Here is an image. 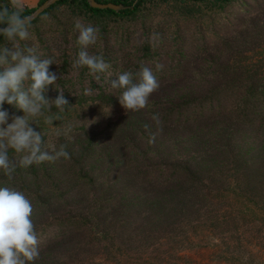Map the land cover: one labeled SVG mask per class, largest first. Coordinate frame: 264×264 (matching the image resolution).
Returning <instances> with one entry per match:
<instances>
[{
	"label": "trees",
	"instance_id": "trees-1",
	"mask_svg": "<svg viewBox=\"0 0 264 264\" xmlns=\"http://www.w3.org/2000/svg\"><path fill=\"white\" fill-rule=\"evenodd\" d=\"M238 1L95 0L122 7L114 11L59 0L31 21V39L22 43L54 60L50 71L69 102L63 112L53 107L35 118L36 131L49 117L121 105V92L103 75L97 81L86 67H73L77 19L99 28L89 51L109 64L114 47L124 51L131 27H141L139 56L125 71L147 66L160 83L144 109L91 129L67 126L47 146L64 145L67 158L25 168L9 150L17 169L11 178L0 172V186L32 201L41 239L35 264H194L187 254L198 250H211L214 264H262L253 249H264L257 236L264 229V0H253L254 9L244 4L234 34L217 36L210 46L191 41L201 37V18L211 20ZM13 5L0 0V8ZM36 10L23 7L22 15ZM193 25L195 34L186 29ZM45 95L58 93L49 86ZM3 107L9 123L23 115L14 105Z\"/></svg>",
	"mask_w": 264,
	"mask_h": 264
},
{
	"label": "clouds",
	"instance_id": "clouds-1",
	"mask_svg": "<svg viewBox=\"0 0 264 264\" xmlns=\"http://www.w3.org/2000/svg\"><path fill=\"white\" fill-rule=\"evenodd\" d=\"M22 11L21 4L13 5L12 9L0 8V25H6L0 28V37L7 42L0 44V172L9 178L17 169L9 150L20 155L19 166L25 168L69 155L64 145L49 151L42 132L31 126L35 118L50 113L53 107L65 111L69 102L64 89L56 86V72L50 71L54 60L42 58L37 46L22 43L31 39V21ZM74 28L78 32L79 51L73 67H86L97 81L103 75L111 90L121 92L117 98L126 112L147 107L151 95L160 88L153 70L142 66L138 73L122 71L113 78L111 65L104 56L89 51L97 43L99 28L80 19L75 21ZM162 68L163 65L156 66L157 71ZM49 86H54L58 93L55 99L46 98ZM90 93L91 89H85V94ZM5 104L14 105L23 115L13 117L9 123ZM152 119L160 124L158 114H153ZM53 122L51 117L46 120L49 124ZM150 142H154V137ZM32 213V201L23 191L0 186V264H35L40 258L41 239L31 219Z\"/></svg>",
	"mask_w": 264,
	"mask_h": 264
},
{
	"label": "rangeland",
	"instance_id": "rangeland-1",
	"mask_svg": "<svg viewBox=\"0 0 264 264\" xmlns=\"http://www.w3.org/2000/svg\"><path fill=\"white\" fill-rule=\"evenodd\" d=\"M14 4H21L23 7L28 8H35L37 9L40 4L39 0H12ZM244 4H250L251 8L254 9L253 0H242L235 2L230 7L226 8L225 11H223L219 15L212 14L211 17L214 22L210 24L209 19L206 17L201 18V23L197 27L198 30H201V38L200 36L194 37L191 41L195 42L192 43V45H201L209 44L210 46L213 42H215L217 39L216 37L224 36L225 34H234V31L236 27H233V24L238 23L237 18H241L243 13L248 9L247 6ZM253 11V10H252ZM158 12L162 13V9L158 10ZM207 16V15H206ZM232 25V27L230 26ZM197 28L193 26H190L189 28H186L188 30H193V34L195 32L197 33ZM130 31V39L128 43L125 45L124 51L118 50L117 47H114L113 50L115 54H113L112 58L113 61L110 63L111 66H116V70H113L111 68L112 72L118 73L125 71V67L132 64L135 58L139 56V54H135V50L138 49L140 42L143 40V31L141 27L139 26L135 27ZM199 32V31H198ZM204 41V42H202ZM169 48H172V43H167ZM197 46V45H196ZM188 48V47H187ZM190 49L194 50L192 46L189 47ZM134 52V53H133ZM184 54H187V50ZM120 57L124 58V61L122 62L120 60ZM185 63L189 62V58L183 59ZM115 74L113 78H115ZM117 91V90H115ZM125 109L121 105L113 106L110 108H97V107H91L87 110H79L76 113H71L70 115H64L59 118L53 119V124L46 123V121L43 124L44 129L41 131L42 134H45L47 137V140L45 143H47L48 147H53L54 142L57 139V137L62 133L63 130L67 128V126L71 127H77V126H86L88 128H95L97 126V123L102 124L107 118L109 119H117L120 116L124 114ZM257 236H260L262 239V243H264V229L261 230ZM211 250L209 252L207 250H198L195 253L187 254L189 255V258L193 261L194 264H214L210 259ZM253 253H255L257 260L264 264V249H261L258 251V249H253Z\"/></svg>",
	"mask_w": 264,
	"mask_h": 264
},
{
	"label": "water",
	"instance_id": "water-1",
	"mask_svg": "<svg viewBox=\"0 0 264 264\" xmlns=\"http://www.w3.org/2000/svg\"><path fill=\"white\" fill-rule=\"evenodd\" d=\"M59 0H48L45 3H43L42 5H40L37 10L31 15L29 16L30 21H33L34 19H36L39 15H41V13H43L48 7H50L52 4L56 3ZM90 4V6L94 9H99V10H114V11H119L122 9L121 6L119 5H115L112 3H107V4H99L97 2H95V0H87ZM140 0H135L134 5H136Z\"/></svg>",
	"mask_w": 264,
	"mask_h": 264
}]
</instances>
